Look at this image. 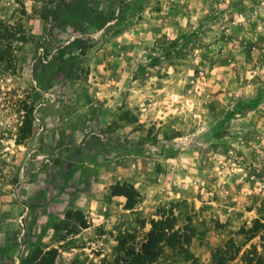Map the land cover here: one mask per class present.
Instances as JSON below:
<instances>
[{
	"label": "rangeland",
	"instance_id": "374dc122",
	"mask_svg": "<svg viewBox=\"0 0 264 264\" xmlns=\"http://www.w3.org/2000/svg\"><path fill=\"white\" fill-rule=\"evenodd\" d=\"M224 251L264 264V0H0V264Z\"/></svg>",
	"mask_w": 264,
	"mask_h": 264
},
{
	"label": "trees",
	"instance_id": "16d2710c",
	"mask_svg": "<svg viewBox=\"0 0 264 264\" xmlns=\"http://www.w3.org/2000/svg\"><path fill=\"white\" fill-rule=\"evenodd\" d=\"M132 189V196L125 194L126 198H127V202L126 205L127 207H133L134 205V197H139V194L135 191V189L133 188V186H130ZM166 220V219H165ZM172 221V222H171ZM168 224H166V226H160V224H164L163 221H154L152 224V228L150 231V236L152 239V246L154 247L152 250H150L149 255L151 254L153 257H156L158 255V242L160 241V238L163 237L165 234H169V237L167 238V244L173 248L174 247V243L177 242L174 240V236L177 235V231L178 230H173L174 224H173V218L172 215L167 216V221ZM167 232V233H166ZM190 242V237L186 236L183 241H181V245L180 246H186L188 245ZM184 250L186 251V249L184 248ZM222 253L223 255H220L218 257H216V253L213 256V263L212 264H226L229 259L232 258V256L230 254H228V252H219ZM144 254V251H143ZM143 254L138 255V258L142 257ZM184 256L187 257V259L191 258V255L189 253H184ZM149 260H152L151 257H149ZM193 260L195 261V259L193 258ZM261 260H258L256 263L260 264ZM248 263H250L248 261ZM195 264V263H194Z\"/></svg>",
	"mask_w": 264,
	"mask_h": 264
},
{
	"label": "built area",
	"instance_id": "2783aa9c",
	"mask_svg": "<svg viewBox=\"0 0 264 264\" xmlns=\"http://www.w3.org/2000/svg\"><path fill=\"white\" fill-rule=\"evenodd\" d=\"M177 99H178V96H177V95H173V96H172V100H173V101H176Z\"/></svg>",
	"mask_w": 264,
	"mask_h": 264
}]
</instances>
